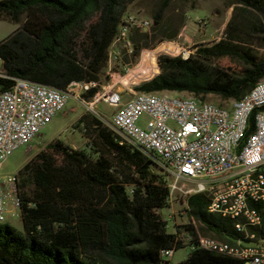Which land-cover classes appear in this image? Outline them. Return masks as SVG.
<instances>
[{"label": "trees", "instance_id": "1", "mask_svg": "<svg viewBox=\"0 0 264 264\" xmlns=\"http://www.w3.org/2000/svg\"><path fill=\"white\" fill-rule=\"evenodd\" d=\"M131 0H0V21L18 28L0 41V92L22 78L64 91L72 82H98L108 49ZM171 0L152 11L146 31L133 30L132 60L143 49L176 38L164 22ZM264 21V0H233ZM246 30L262 31L249 17ZM232 18L224 37L196 47L187 59L160 55L159 73L134 87L138 93L213 95L238 101L264 78V55H256L235 36ZM259 26V27H258ZM98 87L83 93L91 100ZM254 116L250 117V128ZM90 151L56 140L36 153L15 175L22 232L0 224V264H170L160 251L175 235L157 213L167 207L166 178L154 163L93 115H82ZM246 137V136H245ZM188 218L203 237L232 243L245 240L234 222L207 211L206 194L183 199ZM197 237L190 223L184 226ZM254 231L256 238L264 231ZM247 241V240H245ZM183 248L177 245L175 251ZM178 264H241L195 249Z\"/></svg>", "mask_w": 264, "mask_h": 264}, {"label": "built area", "instance_id": "2", "mask_svg": "<svg viewBox=\"0 0 264 264\" xmlns=\"http://www.w3.org/2000/svg\"><path fill=\"white\" fill-rule=\"evenodd\" d=\"M151 24L145 18L124 16L109 46L107 66L117 62L122 53L131 57L134 48L130 34L136 29L146 31ZM165 45L169 44L161 46ZM141 52L143 55L144 49ZM146 53L151 66L141 72H147L149 79L157 75L158 67L156 56ZM188 57L187 54L183 58ZM126 71L132 72L129 68ZM0 77L4 76L0 74ZM10 79L12 87L0 92V169L7 155L35 138L69 99H74L151 159L164 174L169 189V221L173 222L170 205L176 195L185 198L197 193L206 194L209 213L244 218V226L235 229L247 241H234L239 243L236 251L220 249L194 237L191 230L173 225L170 233L175 235V245L160 251L163 261H170L179 245L190 251L201 249L236 259L241 264H264V253L254 254L255 243H264V235L256 238L251 231H264V78L259 80L257 95L243 96L240 107L221 106V112H214L213 105L202 106L185 100L184 104L165 103L158 93H144V99H136V92L129 89V98L124 101L113 87L85 100L82 94L99 87L98 82H72L62 91L22 78ZM98 102L114 109L109 122L95 111ZM251 115L254 116L252 128ZM142 116L146 121L140 124ZM180 181L195 187H180ZM16 193L15 176L0 178V221L6 222L8 201L19 211Z\"/></svg>", "mask_w": 264, "mask_h": 264}, {"label": "rangeland", "instance_id": "3", "mask_svg": "<svg viewBox=\"0 0 264 264\" xmlns=\"http://www.w3.org/2000/svg\"><path fill=\"white\" fill-rule=\"evenodd\" d=\"M162 1L163 0H131L127 4L123 17L126 15H134L152 21L151 13L159 8ZM232 1L233 0H171L164 12V22L169 25L170 29L177 30L178 34L176 38L171 41H165L154 48L144 49V54L142 55V52H140L135 60H132L131 57H127L122 53L117 62L112 63L110 67L107 66L101 73L98 92L102 93L104 89L113 87L115 91L121 94L124 101L128 100L129 96L127 89L136 92L134 87L152 78L146 79V77L149 76L148 73L146 72L143 74L141 72L151 66L150 59H148L146 52H152V55L156 56V62L157 57L160 55L182 58L187 54L190 56L195 51L196 47L200 45H211L223 38L227 24L232 18L235 19L234 24L237 27V30H234L235 36L243 40V45L249 47L254 54L264 55V26L262 31H249L241 26L247 23L243 18L244 16L249 17L256 25H259V23L260 25L264 24V21H259V18L254 12L245 13L242 11L241 6L232 4ZM5 36L4 31L0 30V41L3 40ZM162 44L169 45L161 46ZM127 68L131 69L132 72L128 74L126 71ZM158 73L159 70L157 74ZM0 74H2L1 60ZM136 94H138V92H136ZM159 94L179 96V94H174L172 92H162ZM181 97L192 98L193 96L184 93ZM193 98H196L198 101L212 102L220 106H228L231 102L224 101L213 95L207 96L204 100H200L198 97ZM95 111L104 116L106 121L109 122L114 109L104 102H98L95 104ZM82 115L93 114L88 112L83 105L74 99H69L63 109L58 111L46 123L35 138L7 155L0 169V178L14 177L36 153L43 150L47 144L56 140L69 146L73 145L74 147L71 146L73 149H84L89 152L90 148L87 147L88 140L84 135V128L82 126L76 127V122ZM145 121L146 117L142 116L140 124ZM154 169L161 175H164L156 166ZM179 186L186 188L195 187L192 183H185L183 181L179 182ZM183 199L184 196L177 194L170 205V213L173 222L169 221L167 218V207L159 209L157 213L167 222V232H172L173 225L183 230L184 226L191 223L198 231L197 236L203 237L201 234V227L188 218ZM7 209L9 214L7 215L6 222L2 224L7 223L16 231L22 232L23 225L18 209H14L10 201L7 202ZM11 212L14 213L13 216ZM211 238L212 237L209 239ZM189 254L190 249L188 247L176 250L170 258V264H178L184 261Z\"/></svg>", "mask_w": 264, "mask_h": 264}, {"label": "bare ground", "instance_id": "4", "mask_svg": "<svg viewBox=\"0 0 264 264\" xmlns=\"http://www.w3.org/2000/svg\"><path fill=\"white\" fill-rule=\"evenodd\" d=\"M155 70H157V67H155ZM257 90H259V82L244 96V98H252L255 95H257ZM158 98L162 101H165V103H176V104H184V100L187 103H195L197 105L202 106H209L213 105V111L214 112H221V106L217 105L212 102L207 101H198L196 98H190V97H181L178 95H162L158 93ZM136 99H144V93H138L136 94ZM229 107H240V100L238 101H231L228 105ZM223 217V216H222ZM228 219L232 220L234 222L235 226H244V218H241V215H232L228 216ZM3 221H0V224H2ZM199 240L205 241L210 244H215L220 247V249H228L229 251H236L239 250V243L238 242H221L216 240H211L209 238L205 237H199L197 236ZM264 253V243H255L254 247V254H263ZM161 256V254H160Z\"/></svg>", "mask_w": 264, "mask_h": 264}, {"label": "crops", "instance_id": "5", "mask_svg": "<svg viewBox=\"0 0 264 264\" xmlns=\"http://www.w3.org/2000/svg\"><path fill=\"white\" fill-rule=\"evenodd\" d=\"M17 28H18V25H16V24H12V23H8V22L0 21V30L1 31H4V33H5L6 36H8L9 34H11ZM174 94H179V96H182L184 93H174ZM71 146L74 147L73 145H71Z\"/></svg>", "mask_w": 264, "mask_h": 264}]
</instances>
